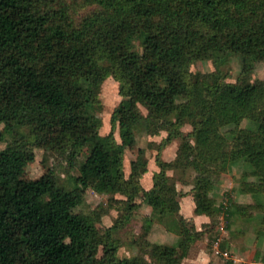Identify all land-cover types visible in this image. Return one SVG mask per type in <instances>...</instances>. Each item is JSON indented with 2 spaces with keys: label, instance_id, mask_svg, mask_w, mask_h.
<instances>
[{
  "label": "trees",
  "instance_id": "trees-1",
  "mask_svg": "<svg viewBox=\"0 0 264 264\" xmlns=\"http://www.w3.org/2000/svg\"><path fill=\"white\" fill-rule=\"evenodd\" d=\"M115 53L112 73L122 98L112 118L121 139L104 143L94 104L107 74L102 62ZM233 56L243 64L238 80L228 81L222 66ZM199 60L216 68L193 71ZM262 60L264 0H0V123L15 135L0 150V264H180L146 231L138 240L151 260L118 257L116 241L93 216L69 240L60 238L58 220L90 180L97 191L127 196L120 201L128 220L137 203L125 177V146L137 143L139 128L173 131L185 121L193 128L176 157L158 158L153 210L188 240L194 222L171 220L180 194L169 170L181 178L192 170L195 214L215 220L221 208L209 194L213 164L237 156L264 167V79L250 78ZM243 114L256 128L242 126ZM86 137L95 145L71 187H48L49 173L23 177L35 146L63 154ZM226 211L230 219L234 209Z\"/></svg>",
  "mask_w": 264,
  "mask_h": 264
},
{
  "label": "rangeland",
  "instance_id": "rangeland-1",
  "mask_svg": "<svg viewBox=\"0 0 264 264\" xmlns=\"http://www.w3.org/2000/svg\"><path fill=\"white\" fill-rule=\"evenodd\" d=\"M134 42L140 51L139 42L136 40ZM115 56L116 53L113 54V58L102 62L107 74L101 84L99 98L94 104L95 115L101 119L99 140L104 143L121 139L119 127L112 118L122 98L119 80L112 73ZM242 64L239 56L231 57L228 63L222 66L226 80L237 81ZM191 68L193 71L203 72L215 69L216 66L212 60H199ZM250 78L264 79V60L256 63ZM185 93L186 86H183L179 100L185 98ZM142 109L147 113L146 109L143 107ZM241 118L243 127L256 128L255 122L246 115H241ZM173 127L174 125H170L169 129ZM192 128V124L185 121L178 129L174 127L173 131L166 128L158 132H148L142 128L136 130L137 143L125 146L123 153L125 177L131 180L133 186L132 203H137L130 218L127 220V216L123 215L127 213L128 208L120 201L127 198L125 194L97 191L94 188V181L90 180L81 191L78 201L58 220V224L63 227L60 238L69 240L73 231L78 229L87 217L93 216L100 232H108L110 238L116 241L118 257L144 255L151 260L148 255L149 249L142 246L143 239L138 240L146 231V239L166 244L180 264H264V167L255 166L247 157H229L223 163L216 161L213 164L212 170L208 173L212 179L209 194L215 206H219L221 210L213 221L203 214L202 221L207 222L202 223L200 230L195 225L196 230H191L187 234L190 237L188 240H184V235L179 230H175L178 232L176 235L174 232L171 235L170 229L162 223L164 220L160 211L154 213L153 207L158 194L153 192L152 188L154 174L159 170L158 158L169 161L174 159L184 136L190 133ZM0 130L4 131V123H0ZM22 131L28 133L29 129L23 128ZM51 133L56 135L57 130L53 129ZM14 137L13 133L5 132L0 141V150ZM94 145V140L86 137L75 146L69 145L64 148L66 150L63 154L57 150L35 146V159L23 169V177L37 178L49 173L46 181L48 187L57 184L71 187L74 176ZM169 174L175 177L174 182L180 194V211L171 218L178 220L183 216L181 211L191 208L193 203L195 208L193 189L196 172L188 171L182 178L175 175L173 169L169 170ZM183 179L190 182L185 183ZM183 196L187 197L181 207ZM229 208L234 209L230 219L224 216ZM184 218L187 224L193 221L192 218ZM166 228L171 237L164 233ZM203 254L211 258L196 259Z\"/></svg>",
  "mask_w": 264,
  "mask_h": 264
},
{
  "label": "crops",
  "instance_id": "crops-1",
  "mask_svg": "<svg viewBox=\"0 0 264 264\" xmlns=\"http://www.w3.org/2000/svg\"><path fill=\"white\" fill-rule=\"evenodd\" d=\"M189 195V194H188ZM187 195V196H188ZM187 196H183L182 197V201H181V207H182V205H183V202H184V200H185V198L187 197ZM190 202V201H189ZM193 202V201H192ZM184 208V207H183ZM181 213L183 214V216L184 217H187L188 219H190V218H192V220L194 221V223H195V225H196V227H197V229L198 230H200L201 229V225H202V223H204V222H207L206 220H204V221H202V219L204 218V215L203 214H195V211H194V203L191 205V208H188V209H186L185 211H181ZM206 216V215H205ZM197 220H200L199 222L197 221ZM208 220V219H207ZM161 223V222H160ZM163 224H164V222H162ZM164 226L165 227H167L165 224H164ZM168 229H170V231H169V233L170 232H172V233H170L171 235L173 234V232L175 233V235L178 233V232H176L175 230H173V229H171V228H169V227H167ZM166 228V231H164V233L166 234V235H170L169 233H168V229ZM171 235L169 236V237H171ZM178 236V238H179V235H177ZM174 238H177V237H174ZM200 254V253H199ZM199 254H196V255H199ZM207 256H205L204 254L203 255H200V256H198V258H196V259H200V258H206ZM208 259L209 258H211V256H209V257H207ZM192 259H194V258H192ZM190 261H192V260H190Z\"/></svg>",
  "mask_w": 264,
  "mask_h": 264
}]
</instances>
